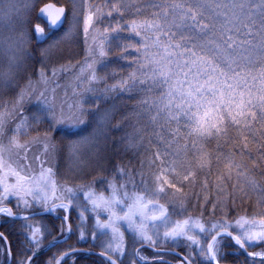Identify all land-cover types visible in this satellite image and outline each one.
<instances>
[{
	"label": "snow or ice",
	"instance_id": "snow-or-ice-1",
	"mask_svg": "<svg viewBox=\"0 0 264 264\" xmlns=\"http://www.w3.org/2000/svg\"><path fill=\"white\" fill-rule=\"evenodd\" d=\"M13 17L0 264H264V0H0ZM61 74L72 103L49 87Z\"/></svg>",
	"mask_w": 264,
	"mask_h": 264
},
{
	"label": "trees",
	"instance_id": "trees-1",
	"mask_svg": "<svg viewBox=\"0 0 264 264\" xmlns=\"http://www.w3.org/2000/svg\"><path fill=\"white\" fill-rule=\"evenodd\" d=\"M47 2H57V3L60 2L61 3V0H47ZM47 2H46V0H44V3H47ZM90 3L93 4V5H100V4H103L104 3V0H90ZM83 45H84L83 38H80L79 47L77 49L78 54L75 55L72 58V60H71V62L73 64H75L77 60L82 61V55L84 53V51H83ZM63 62L66 63L67 60H65ZM118 63H120L121 65H124V62L123 61H118ZM39 67H40L39 64H37L36 65L37 71H39ZM46 74L49 75V76L51 75L50 69H49V71ZM37 78L38 77H33V79H37ZM24 83H26V80L24 81ZM58 91L60 92V90H58ZM33 106H34V101H33V104L27 105V107H28L29 110ZM157 130H159V129H157ZM77 131H79V130H77ZM87 131H89V129L85 127L83 129L82 134H85L86 135L87 134ZM165 134L167 135V131H165ZM35 135H36V133L33 131L29 136L24 137L23 139L26 140V141H28L29 143H32L33 137H35ZM160 147L163 148L164 145L161 144ZM209 149L210 150H214L215 149V142H213L211 145H209ZM39 151H40V145L39 144H33V146L31 147V149L29 151V157L31 158V157H34L35 155H38L39 154ZM140 151L142 153L143 152V149H141ZM224 151H228V149H224ZM254 155L255 154H253V156ZM129 161H131V164H129ZM123 163L125 164V166L134 168V169H136L138 171L139 170V167H140V156L139 155L134 156L130 152V153H128V155L126 157H124ZM32 164H33V167L34 168H37L38 169V164H37V162L34 159L32 160ZM262 166H264V164H262ZM216 167H217V162H216L215 158H213V161H212L213 172H215ZM220 167H222V164L220 165ZM248 167L251 168V164L250 163L248 164ZM145 170H147V160H145ZM256 171H257V175H259L258 170H256ZM135 179H136V182L139 183L140 177L139 176H136ZM209 179L211 180V179H213V177H210ZM130 187H131V185H129V188ZM196 190L198 191L199 189L197 188ZM194 199L195 198L192 197V200L193 201H194ZM237 208L239 209V211L241 212V214H243L245 211L248 214H251L253 211L256 210V208H255V199L253 198L252 200L244 203L242 206L238 202ZM236 211H237L236 208L232 209V214L235 215L236 214ZM196 214H198V213H196ZM3 227H9L11 229V225H4L3 222L1 221L0 229H2ZM12 234H13V239L15 240L16 235L18 233L15 230H13ZM78 246H86V245H78ZM54 251H55V249L52 250V252H54ZM52 252L47 251L45 254L47 256H51L52 255ZM45 254L42 255V257L45 256ZM229 259H232V257L229 256ZM75 261H76V264H99V259H98L97 256L78 255V256L75 257ZM69 264H72V262L69 261Z\"/></svg>",
	"mask_w": 264,
	"mask_h": 264
},
{
	"label": "rangeland",
	"instance_id": "rangeland-1",
	"mask_svg": "<svg viewBox=\"0 0 264 264\" xmlns=\"http://www.w3.org/2000/svg\"><path fill=\"white\" fill-rule=\"evenodd\" d=\"M47 2V0H46ZM66 2V0H61V3L60 2H53V3H56L57 5H61V4H64ZM43 3H44V0H43ZM42 6V4L40 5ZM81 12L83 13V8H81ZM82 19H83V15H81V22H82ZM12 21L14 23L15 21V17L12 18ZM81 38H83V35H82V32H81ZM83 55H82V60L85 56V50H84V45H83ZM6 63V62H5ZM126 74V73H125ZM59 84V87L56 89V101L57 103H61V102H67V103H72L73 101V96H72V88L70 87V84H71V78H70V74H61L57 79L56 81L50 85V89L52 87H56V85ZM42 87V86H41ZM60 90V92L58 91ZM67 92V95H65V93ZM160 90L158 89L157 90V95L159 94ZM185 143L184 139L181 138L179 140V146H182L183 144ZM177 147V145H174L172 149H169L170 151H174L175 148ZM189 149L191 150V144L189 143Z\"/></svg>",
	"mask_w": 264,
	"mask_h": 264
},
{
	"label": "clouds",
	"instance_id": "clouds-1",
	"mask_svg": "<svg viewBox=\"0 0 264 264\" xmlns=\"http://www.w3.org/2000/svg\"><path fill=\"white\" fill-rule=\"evenodd\" d=\"M12 25V19H0V63H5L7 60V45L12 35Z\"/></svg>",
	"mask_w": 264,
	"mask_h": 264
},
{
	"label": "water",
	"instance_id": "water-1",
	"mask_svg": "<svg viewBox=\"0 0 264 264\" xmlns=\"http://www.w3.org/2000/svg\"><path fill=\"white\" fill-rule=\"evenodd\" d=\"M48 250L45 248L44 251L41 253V256L44 255Z\"/></svg>",
	"mask_w": 264,
	"mask_h": 264
}]
</instances>
